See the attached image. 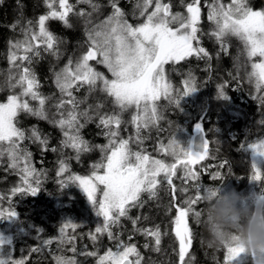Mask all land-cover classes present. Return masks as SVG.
Returning a JSON list of instances; mask_svg holds the SVG:
<instances>
[{
    "label": "snow or ice",
    "instance_id": "obj_1",
    "mask_svg": "<svg viewBox=\"0 0 264 264\" xmlns=\"http://www.w3.org/2000/svg\"><path fill=\"white\" fill-rule=\"evenodd\" d=\"M183 3L184 0H181ZM48 12L41 15L36 24L28 21L27 26L21 29L23 40L10 42L8 61L10 64L6 84L10 89L19 88V93L7 96L6 102H0V157L7 155L9 168L17 169L21 174L22 187L12 189L16 193L36 195L39 190L40 173L31 164V153L23 148L25 139L38 143L43 150L48 149V140L42 138L37 129L31 130V135L17 127L16 119L23 112L43 120H49L63 132L64 139L61 145L71 148L80 159L81 153H87L98 148L104 155L100 162L92 165L90 176L72 175L68 182L76 183L87 194L88 199L97 208V216L103 217V225L96 227L91 239L95 241L98 234L106 233L108 238L117 241V251L109 250L99 258L98 264H142L135 244H125L111 231L120 218L131 219L133 226L139 217L131 218L129 211L135 207H143L141 196L147 193L149 198H155L161 184H166L171 194L177 191L173 178H178L191 185L195 195L183 201L186 206H178L172 221L175 240L178 242V258L180 264H186L185 258L193 243V232L189 225L190 214L196 223H200L203 214L197 205L211 200L219 188L204 187L198 183L200 172L194 166L204 161L209 155V142L203 139L199 150L193 151L192 142L188 146L173 137L165 145L159 143L158 151L171 155L175 162L165 163L155 159L142 148L134 151L131 143L142 145L148 137L142 135L143 130L158 129L160 114L158 102L167 100L170 104L179 106L182 96L195 92L196 86L189 74L184 81V91L173 95L171 83L165 76V65L179 64L189 57L197 59L209 58L208 51L200 46L199 24L201 20L202 0H191L185 4L186 15L173 12L171 2L165 0H136L133 17L143 18L142 22L133 24L125 18V12L119 6V0H109L112 12L99 23L93 24L92 14L99 12L100 4L95 0H76L77 4H86L90 12L79 11L70 0H45ZM208 9L207 19L214 25L208 34L220 46L222 52H227V41L230 37L237 38L243 45V54L248 61L259 57L258 62L251 63V71L247 74L250 83H254L257 92L264 91V9H254L250 0H210L204 5ZM138 13V15H137ZM70 16L83 19L87 35L85 51L75 59L70 58L67 64L54 74L55 85L59 90V99L52 104L55 110L52 118L49 117L46 105L55 97H45L39 92V81L30 65L39 58L42 52H47L59 59V45L62 43L46 26L49 20H59L66 27H72ZM15 27V25H13ZM23 52L22 55L18 54ZM25 62L29 66H25ZM90 62L102 64L111 79L94 69ZM82 88L89 96L99 92L110 98L111 104L118 109L112 113L102 112L105 105L98 102L89 104L80 110V105L87 101V96L78 100L74 93ZM218 97L227 99L224 85L218 87ZM38 101L33 107L29 99ZM257 98V97H254ZM264 103V97H258ZM130 109H135L130 123L135 128V136L124 139L120 136V129L125 123L121 116ZM97 119V127L102 128L103 135L108 139L106 145H90L80 135V130L93 119ZM83 119L84 123H81ZM264 124V120L260 122ZM196 131L204 132L202 124L195 125ZM159 130V129H158ZM243 147V146H242ZM254 156L264 157V140L247 145ZM51 151L56 152V148ZM226 163V162H225ZM23 165L22 167L20 165ZM221 164L220 167H224ZM182 175L177 177V169ZM252 181L261 179V169L255 163L251 164ZM68 171L65 160H59L57 175L62 176ZM30 178H33L30 181ZM220 178L219 173L213 175V180ZM33 182L36 187H33ZM63 186L67 182L61 181ZM102 186V187H101ZM102 196L97 199L96 193ZM181 193H187L188 187H181ZM264 199V193L257 197ZM17 213L12 210L0 209V219L15 218ZM76 225L65 223L60 229L58 237L61 245L70 244L74 237L66 234L67 228ZM146 237L154 241V251L160 250L161 230L159 226L148 229H137ZM131 239V237H129ZM52 240H45V245L52 244ZM4 241L0 239V247ZM225 264H244L245 257H251L256 264H264V250L261 253L247 254L238 242L237 236H232L225 242ZM145 248L149 247L146 243ZM32 251H38L33 249ZM72 251H75L73 247ZM94 255V253H88ZM57 264H75L72 259L56 257ZM0 264H24L23 260H13L11 254L0 251Z\"/></svg>",
    "mask_w": 264,
    "mask_h": 264
},
{
    "label": "trees",
    "instance_id": "obj_2",
    "mask_svg": "<svg viewBox=\"0 0 264 264\" xmlns=\"http://www.w3.org/2000/svg\"><path fill=\"white\" fill-rule=\"evenodd\" d=\"M95 2L101 7L99 12L92 14L93 24L99 23L112 12L109 0ZM135 2L136 0H119L125 18L133 24L143 20L132 15ZM165 2H171L174 12L186 15L185 4L191 0H184L183 3L181 0ZM208 2L210 0H202L198 35L200 46L208 51L210 59H197L192 56L179 64L169 63L165 66V76L172 85L174 96L184 91V81L189 79V74L197 90L182 96L178 107L161 99L158 104L163 119L159 121V130L157 128L143 130L142 135L148 138L142 145L133 142L130 146L134 151L142 148L151 157L162 160L165 153L158 151V147L160 142L167 145L168 134L171 136L172 133L179 131L188 141L194 135L195 125L200 123L209 141V155L203 162L208 171H202L200 165L195 167V170L200 172L198 183L201 187L218 188L222 185L239 190L245 186L261 195L264 193V162L261 179L252 181L253 154L247 148L250 143L264 140V124L260 123L264 120V103L258 98L264 97V91L257 92L247 75L251 71V63L256 62L257 58L248 61L243 54L242 43L235 37L228 39L227 52L220 50L219 44L208 35L214 28L207 19L208 9L204 5ZM227 2L228 0H225V3ZM70 3L75 5L77 11L80 9L85 12L91 11L89 5L77 4L76 0H70ZM250 4L254 9H264V0H250ZM47 12L45 0H0V102H4L7 96L14 92L19 93V88L10 89L6 84L11 67L8 61L10 42L23 40L21 29L27 26L28 21L35 25L38 18ZM69 22L72 27H66L59 20L46 22L48 30L62 41L59 45V59L42 52L30 65L39 81V92L45 97H55L46 105L50 119L55 111L51 106L60 95L55 85L54 74L59 72L70 58L79 57L87 47L83 19L70 16ZM18 54L22 55L23 52ZM25 66L29 65L25 62ZM95 70L107 74L102 65L96 66ZM220 85H224L227 99L218 97ZM74 94L78 100L87 96V101L80 105V110L87 108L89 104L103 102L105 107L102 112L118 111L111 104L110 98L99 92L89 96L86 89L82 88ZM28 99L33 107L38 106V101ZM134 113L135 109H130L121 116L125 123L121 126L120 136L124 139L135 136V128L130 123ZM81 123H84L83 119ZM97 123L98 120L94 118L80 130V135L90 145H106L108 139L103 135L104 130L97 127ZM16 124L25 132L26 137L31 135L33 128L37 129L42 138H47L48 149L43 150L42 146L29 139H25L21 145L32 154L31 164L40 173L39 190L36 195L22 193L12 195L13 188L23 186L21 174L19 168H9L7 155L0 157V209L17 213L15 218L0 219V239L4 241L0 251L10 253L13 260H23L24 264H57L56 257L59 256L72 259L75 264H98L99 258L106 252L117 251V241L109 239L106 233L98 234L95 241L91 239L96 227L103 225V217L97 216V208L82 188L76 183L68 182V177L72 175L90 176L93 171L92 165L100 162L104 154L95 148L90 152L81 153L80 159L77 160L73 149L61 145L64 139L61 129L49 120L21 112ZM52 148H56L57 151H51ZM61 159L67 163L68 171L58 176ZM166 162L171 164L175 160ZM221 164L225 166L220 167ZM217 173L220 178L213 180V175ZM182 174V170L178 168L177 177ZM32 179L30 178V181ZM62 180L67 182L66 186L61 184ZM173 183L177 188L174 195L170 193L166 184L159 186L155 198L150 199L146 193L142 194L143 207H135L129 211L131 218L139 217L135 226L131 219L122 217L117 225L111 227V231L125 244L136 245L143 257L142 264H180L177 255L178 242L175 240L172 221L176 215V208L186 206L183 201L195 195L191 185L197 182L189 181L184 184L180 179L173 178ZM33 187H36L34 182ZM181 187H188L189 191L181 193L179 191ZM96 196L98 199L99 196ZM195 207L203 212L205 203ZM65 223L76 225L74 229L69 227L65 230L68 236L74 237V240L70 244L61 245L58 237ZM189 225L193 232V243L185 258L186 264H225L226 245L224 243L220 246H208L203 215L200 223H196L190 214ZM156 226H159L162 233L159 251L153 250L154 241L151 237L137 231ZM45 240L53 242L45 245L43 243ZM146 243L149 245L147 248L144 247ZM33 249L38 251H32ZM249 264H255L251 257Z\"/></svg>",
    "mask_w": 264,
    "mask_h": 264
},
{
    "label": "clouds",
    "instance_id": "obj_3",
    "mask_svg": "<svg viewBox=\"0 0 264 264\" xmlns=\"http://www.w3.org/2000/svg\"><path fill=\"white\" fill-rule=\"evenodd\" d=\"M246 198L235 189L222 191L205 202L203 224L209 247L223 245L232 236L247 254L264 250V199Z\"/></svg>",
    "mask_w": 264,
    "mask_h": 264
},
{
    "label": "rangeland",
    "instance_id": "obj_4",
    "mask_svg": "<svg viewBox=\"0 0 264 264\" xmlns=\"http://www.w3.org/2000/svg\"><path fill=\"white\" fill-rule=\"evenodd\" d=\"M174 12V11H173ZM257 58V61L256 62H258L259 61V57H256ZM91 63V62H90ZM94 65H96V66H98V65H102V64H96L95 62L92 64V66L94 67V69H95V67L96 66H94ZM103 66V65H102ZM166 66V65H165ZM164 66V67H165ZM106 69V68H105ZM106 73L107 74H105V76L107 77V78H109V79H111L112 77H111V73L109 74V72H108V70L106 69ZM7 99V98H6ZM4 102H6V100L4 101ZM195 132H197L196 131V128L193 130V134L195 133ZM193 136V135H192ZM192 136H191V138H189V140L187 141V139H186V137L185 136H182L181 135V133L179 132V131H177L176 133H172V135L170 136V134H168L167 135V140L169 141L170 139H172L173 137H176V138H178L180 141H181V143H182V145L183 146H185V147H187L188 146V143H189V141H192ZM253 154V153H252ZM252 158H253V163H255L256 165H257V167L258 168H260L261 169V173H262V164H263V162H264V157H260V156H254V155H252ZM155 159H157V158H155ZM165 163H167L166 162V160L168 161V162H172V161H174L175 160V158L173 157V156H171V155H167V154H164V159H162ZM203 162L204 161H201L199 164H197V165H200L199 167H200V169H202V171H204V172H207L208 171V169L206 168V167H204L203 166ZM168 164V163H167ZM196 167V165L194 166V168ZM209 179H211V177L209 178ZM102 187V186H101ZM221 187V190L222 191H225V190H229V189H234V188H232L231 186H220ZM219 188V187H218ZM236 190V189H235ZM238 193H240V195L241 196H243V197H246V198H252V197H255V196H260V194H259V192H257L256 190H254V189H250V188H248V187H242V189H237L236 190ZM96 195H98L99 197H98V199L102 196V193L101 192H97L96 193ZM146 195H148L147 193H146ZM249 259H250V256L249 257H245V259H244V264H249Z\"/></svg>",
    "mask_w": 264,
    "mask_h": 264
},
{
    "label": "water",
    "instance_id": "obj_5",
    "mask_svg": "<svg viewBox=\"0 0 264 264\" xmlns=\"http://www.w3.org/2000/svg\"><path fill=\"white\" fill-rule=\"evenodd\" d=\"M207 139L205 131L203 133L195 132L192 137V145H193V151L199 150V145L203 142V139ZM209 142V141H208ZM254 260V259H253ZM255 264L256 261L254 260Z\"/></svg>",
    "mask_w": 264,
    "mask_h": 264
},
{
    "label": "bare ground",
    "instance_id": "obj_6",
    "mask_svg": "<svg viewBox=\"0 0 264 264\" xmlns=\"http://www.w3.org/2000/svg\"><path fill=\"white\" fill-rule=\"evenodd\" d=\"M253 259V258H252ZM254 261V260H253Z\"/></svg>",
    "mask_w": 264,
    "mask_h": 264
}]
</instances>
